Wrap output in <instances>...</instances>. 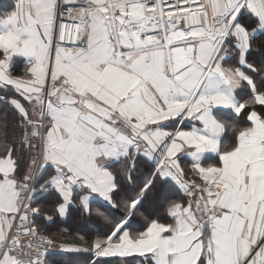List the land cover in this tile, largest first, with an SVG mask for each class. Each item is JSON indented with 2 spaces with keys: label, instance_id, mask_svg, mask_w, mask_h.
Returning a JSON list of instances; mask_svg holds the SVG:
<instances>
[{
  "label": "snow or ice",
  "instance_id": "1",
  "mask_svg": "<svg viewBox=\"0 0 264 264\" xmlns=\"http://www.w3.org/2000/svg\"><path fill=\"white\" fill-rule=\"evenodd\" d=\"M261 32L264 0H16L0 19V88L21 132L0 146V264H47L50 249L117 264H264V65L247 58L264 51ZM232 52L241 66H226ZM17 55L31 58L20 75L10 71ZM242 87L251 95L241 102ZM188 150L220 160L189 169L179 159ZM141 156L156 171L137 186ZM168 178L187 197L168 200L172 222L131 233L127 219ZM44 192L56 216L79 204L108 230L57 243L33 220Z\"/></svg>",
  "mask_w": 264,
  "mask_h": 264
},
{
  "label": "trees",
  "instance_id": "2",
  "mask_svg": "<svg viewBox=\"0 0 264 264\" xmlns=\"http://www.w3.org/2000/svg\"><path fill=\"white\" fill-rule=\"evenodd\" d=\"M16 0H0V18H3L9 14L15 8ZM257 42L264 39V32L257 34ZM247 58L250 63H255L257 65H264V51H249ZM232 64L240 66L239 59L235 53L233 57L230 58ZM26 69V65L22 60L16 59L12 65V72L15 75H20ZM245 71L253 75L258 76V73H252L250 69L245 68ZM0 93L6 96L5 100H0V146L5 143L11 144V142L16 139L19 140L21 137V132L17 127L20 116L18 112L8 103V99L11 97L12 93L0 88ZM251 91L247 88H240L238 91V99L242 102L245 99L250 98ZM23 102V101H22ZM240 125L244 126L246 120L243 115L240 117ZM226 138H230L235 141V134L231 132H226ZM17 148L19 145H16ZM27 160V156H25ZM138 163H141L138 169V177H135V181H141L142 183L145 179H148L155 170L154 162L150 161L145 157H137ZM137 176V174H136ZM123 186L125 187L124 196L132 197L135 194V189L127 181L121 180ZM44 182V176L41 174L36 178V186L39 187L40 184ZM166 188L158 187L152 200L144 203L143 207L140 208L142 215H136L129 218V225L134 223L135 220L140 219L142 216L141 224L145 227L148 223V219H154L157 217L158 213L163 210V203L165 201ZM54 197L50 192L38 193L35 200L33 201L34 207H41L44 214L34 215L33 218L37 224L45 226V231L47 234L54 236L57 243H75L77 242L74 238H78L80 235L85 236L86 239L94 237L100 232L108 230L109 225L105 224L99 218L89 219L83 214V206L79 204H73L69 207V214L60 217L56 216L54 212ZM116 210V209H114ZM47 215H53L51 221L47 220ZM147 217V219H145ZM118 220L123 218V215H117ZM47 263L51 264H103L100 259L94 258L91 253H72V252H62L59 250L51 249L48 251L46 256ZM110 264H117V258L111 259Z\"/></svg>",
  "mask_w": 264,
  "mask_h": 264
},
{
  "label": "crops",
  "instance_id": "3",
  "mask_svg": "<svg viewBox=\"0 0 264 264\" xmlns=\"http://www.w3.org/2000/svg\"><path fill=\"white\" fill-rule=\"evenodd\" d=\"M16 3V1H15ZM14 10V9H13ZM12 10V11H13ZM5 17V16H4ZM3 17V18H4ZM2 19V18H0ZM232 48L235 47V45H232L231 46ZM236 52H232V54L228 57H226V60H227V64L226 66H237L235 64H232L230 58L234 56ZM18 59V60H22V62L26 65V68H29L30 67V60L31 58H28V57H24V56H20V55H17L15 57H13V60L11 62V65H10V71H12V65L14 63V61ZM241 66V65H240ZM242 70L245 71V68H242ZM246 72V71H245ZM240 90V88L236 89V96H237V99H238V91ZM6 97V96H5ZM239 100V99H238ZM217 111H220V112H223L225 114V118L230 120L231 122L235 123L237 126L240 125V117L241 114L239 117L236 116V114L230 109V108H225V109H217ZM183 124H180V125H176V127H182ZM225 144H232L233 143V140H231L230 138H226V134H225V139L223 141ZM146 158V157H145ZM148 159V158H147ZM179 159L181 160L182 164L185 165L187 168L191 169V167L196 164V163H199L201 166L203 167H207V166H211V165H215L219 162L220 160V155L216 152H212V151H208V152H205L203 154H200L199 155V160H197L196 157H194L192 154H191V150H188L184 153H181L180 156H179ZM150 160V159H149ZM152 162H154L155 164V170L154 172L156 171V162L154 160H150ZM119 161H116V160H113L111 161V165L112 167H119ZM141 163H138V168L141 167L140 166ZM137 174V176H136ZM138 174L139 172H134V178L135 177H138ZM151 177V176H150ZM149 177V178H150ZM148 179H145V181L142 183V180L139 182L136 181V184L137 186H143L144 183H146ZM189 178H193L191 177V175H189ZM121 180H124V181H127L125 177H121ZM165 188H166V198H165V201L163 203V210L161 213H158L157 214V217H159L161 220L163 221H168V222H172L173 218L168 216L167 213H166V208H167V202L168 200H171V199H187V197L185 196L184 192L182 191L180 185L178 184V182H176L174 179L172 178H168V180L165 182ZM125 198H129L127 196H124ZM97 200H99V198H96ZM143 213V212H142ZM123 215V218L125 217V213L123 212L122 209L120 208H117L116 210H113L112 211V216H113V219L116 221V222H120V219L118 220L117 218V215ZM156 217V218H157ZM34 219V218H33ZM155 219V218H154ZM129 220V219H128ZM151 220V219H150ZM149 221V219H148ZM142 216L140 219H137L135 220L134 223L130 224L129 225V221H127L126 223V227L128 228V230L131 232V233H138V232H141V231H144L145 228L147 227V225L144 227L142 224ZM63 252V251H62ZM68 253V252H67ZM94 256V255H93ZM95 257V256H94ZM97 258V257H95ZM97 259H114V258H97ZM47 264H51V263H47ZM88 264V263H87Z\"/></svg>",
  "mask_w": 264,
  "mask_h": 264
},
{
  "label": "built area",
  "instance_id": "4",
  "mask_svg": "<svg viewBox=\"0 0 264 264\" xmlns=\"http://www.w3.org/2000/svg\"><path fill=\"white\" fill-rule=\"evenodd\" d=\"M0 97H2L3 99H0V100H5L6 99V97L3 95V94H1L0 93ZM34 220V219H33ZM35 221V220H34ZM57 242V241H56ZM51 250V249H50Z\"/></svg>",
  "mask_w": 264,
  "mask_h": 264
},
{
  "label": "water",
  "instance_id": "5",
  "mask_svg": "<svg viewBox=\"0 0 264 264\" xmlns=\"http://www.w3.org/2000/svg\"><path fill=\"white\" fill-rule=\"evenodd\" d=\"M128 220V219H127ZM95 258V257H94Z\"/></svg>",
  "mask_w": 264,
  "mask_h": 264
},
{
  "label": "rangeland",
  "instance_id": "6",
  "mask_svg": "<svg viewBox=\"0 0 264 264\" xmlns=\"http://www.w3.org/2000/svg\"><path fill=\"white\" fill-rule=\"evenodd\" d=\"M5 96V95H4Z\"/></svg>",
  "mask_w": 264,
  "mask_h": 264
}]
</instances>
